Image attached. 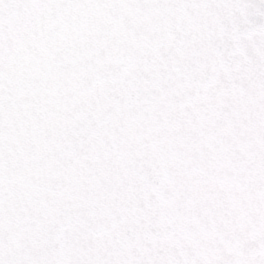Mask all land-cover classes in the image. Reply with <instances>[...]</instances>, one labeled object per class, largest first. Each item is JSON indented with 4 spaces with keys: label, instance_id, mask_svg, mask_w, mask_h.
<instances>
[{
    "label": "snow or ice",
    "instance_id": "1",
    "mask_svg": "<svg viewBox=\"0 0 264 264\" xmlns=\"http://www.w3.org/2000/svg\"><path fill=\"white\" fill-rule=\"evenodd\" d=\"M0 264H264V0H0Z\"/></svg>",
    "mask_w": 264,
    "mask_h": 264
}]
</instances>
